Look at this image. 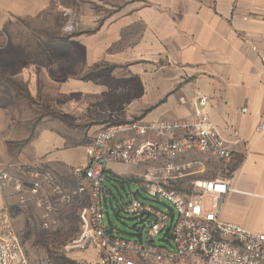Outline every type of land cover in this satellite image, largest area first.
Returning <instances> with one entry per match:
<instances>
[{"label":"crops","instance_id":"0c3cea01","mask_svg":"<svg viewBox=\"0 0 264 264\" xmlns=\"http://www.w3.org/2000/svg\"><path fill=\"white\" fill-rule=\"evenodd\" d=\"M90 1L93 9L87 33L77 35L86 44L82 60L90 70L101 63L110 67L105 71L109 83L103 87L95 77L88 79L89 102L96 104L104 93L107 119L116 124L135 119L173 122L206 115L233 155L214 176L210 169L206 175L210 180L233 178L237 192L227 196L221 218L264 231V131L257 132L264 123V0ZM34 3L29 9L31 1L8 0L0 5V12L28 16L40 9L38 1ZM96 5L102 6L97 12ZM203 97L208 99L204 109L199 105ZM37 140L28 154L9 166L15 181L6 198L0 194V210L7 208L24 245L35 227L69 234L66 216L73 212L60 206L50 208L56 196L46 185L39 195L43 206H37L31 194H25L28 201L22 205L16 180L30 181L31 173L47 172L63 189L72 188V169L88 160L86 151L64 148L63 136ZM194 180L183 178L175 187L181 192L189 188L187 193H191ZM30 210H39L41 223L31 219Z\"/></svg>","mask_w":264,"mask_h":264},{"label":"built area","instance_id":"2783aa9c","mask_svg":"<svg viewBox=\"0 0 264 264\" xmlns=\"http://www.w3.org/2000/svg\"><path fill=\"white\" fill-rule=\"evenodd\" d=\"M207 103V98H200L203 109ZM263 131L264 123L257 128ZM86 152V164L72 169V188L63 189L47 172L31 173L30 181L16 180L22 205L28 201L25 194H31L37 206H43L39 195L46 185L56 196L50 208L76 212L80 232L65 251L92 253L87 264H264V232L221 218L227 196L237 192L233 178L210 180L206 175L211 160L229 164L233 155L206 115L173 122L135 119L103 127ZM111 166L142 168L140 173H129L149 198H162L174 208L169 215L142 203L139 191L128 194L120 211L148 227L146 240L142 235L139 241L121 238L105 225L102 202L110 193L106 180L116 172ZM190 176L195 177L192 192L177 190L175 183ZM14 181L1 170L0 192ZM164 232L166 244L159 246L154 238ZM0 264H32L7 208L0 210Z\"/></svg>","mask_w":264,"mask_h":264},{"label":"rangeland","instance_id":"374dc122","mask_svg":"<svg viewBox=\"0 0 264 264\" xmlns=\"http://www.w3.org/2000/svg\"><path fill=\"white\" fill-rule=\"evenodd\" d=\"M22 1H31L29 9L38 1L40 9L24 17L0 12V140L4 139L0 143V171L5 172L15 160L30 152L37 139L46 135L63 136L64 148L85 152L98 130L116 124L107 119L109 109L104 93L96 104L88 99V79L95 77L103 87L109 83L105 71L110 67L101 63L90 70L82 60L86 44L77 35L87 33L93 1L49 0L48 4L45 0ZM1 4H8V0H0ZM96 6L97 12L102 6ZM111 167L122 172L112 173L115 178L106 180L110 193L102 202L105 225L109 232L121 238L146 240L148 227L144 228L137 219L120 211V205L129 199L126 194L139 191L138 199L142 203L169 215L174 208L162 198L154 200L147 196L130 174L140 173L142 168ZM222 168L221 161L209 162L211 176ZM181 190L190 191L189 188ZM0 194L6 198L7 189ZM29 214L33 221L41 223L39 210H30ZM55 214L61 215V212ZM66 217L69 234L60 229L51 233L39 231L37 227L32 229L33 236L25 245L32 264H87L86 260L93 258L90 252L64 250L80 232L76 212ZM175 217L177 220L178 214ZM165 236L166 232L156 236L154 242L164 246Z\"/></svg>","mask_w":264,"mask_h":264},{"label":"trees","instance_id":"16d2710c","mask_svg":"<svg viewBox=\"0 0 264 264\" xmlns=\"http://www.w3.org/2000/svg\"><path fill=\"white\" fill-rule=\"evenodd\" d=\"M114 178H115L114 175L111 174V176L108 178V180L110 181V180H113Z\"/></svg>","mask_w":264,"mask_h":264},{"label":"water","instance_id":"95a60500","mask_svg":"<svg viewBox=\"0 0 264 264\" xmlns=\"http://www.w3.org/2000/svg\"><path fill=\"white\" fill-rule=\"evenodd\" d=\"M126 196H128V194H126Z\"/></svg>","mask_w":264,"mask_h":264}]
</instances>
